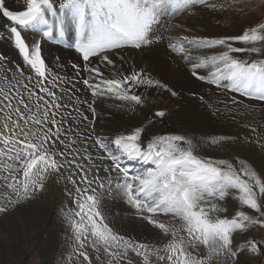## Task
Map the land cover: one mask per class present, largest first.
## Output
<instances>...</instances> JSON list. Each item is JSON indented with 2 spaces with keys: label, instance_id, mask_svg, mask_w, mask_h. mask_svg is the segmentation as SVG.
<instances>
[{
  "label": "snow or ice",
  "instance_id": "obj_1",
  "mask_svg": "<svg viewBox=\"0 0 264 264\" xmlns=\"http://www.w3.org/2000/svg\"><path fill=\"white\" fill-rule=\"evenodd\" d=\"M197 5L213 10L218 7L210 0H62L57 16L54 0H25L22 10H11L6 0H0V17L6 18V23L0 25V40L11 41L28 66H17L9 77L10 69L0 63V182L4 189L0 192V212L6 213L33 197L44 189L49 178L56 176L72 186L69 195L75 193L77 208L67 218L74 233L75 251L86 264H94L86 249L95 253L99 264H209L214 256H222L231 264H247L241 256L261 253L258 241L235 245L234 236L255 226L264 228V170L258 174L245 162L237 169L223 160L200 159L192 150V141L183 135H156L145 144L144 127H135L111 140L95 138L93 144L108 153L97 157L100 164L95 163L88 144L92 137L82 138L80 131L72 129L73 123L83 124L88 116L73 104L71 95L67 103L64 99L66 93L80 89L72 81L54 75L46 66L40 43L30 45L21 32L48 26L43 36L52 38L53 29L46 18L51 15L57 17L56 33L62 39L65 26L61 17L70 16L76 34L75 49L83 62L82 67L72 65L80 69L77 82L94 98L111 96L135 108L146 103L145 97L136 92L140 86L166 89L173 96L176 93L142 71L124 73L116 69L106 74L110 66L115 68L112 57L128 46L140 49L152 44L154 26L158 27L165 15L171 18ZM176 39L179 46L170 42L169 48L180 54L185 53V44L198 49L226 46L227 50L218 55L192 62L191 75L205 79L197 70L210 65V84L220 87L221 81H227L223 86L229 90L264 101V59L244 62L230 55L242 51L264 54V22L239 35ZM231 41L250 47L234 48ZM184 59L191 61L192 57L189 54ZM5 60L0 55V62ZM68 83L73 84L72 89L61 86ZM80 103L87 104L88 111L95 115L92 104L87 100ZM154 116L164 117L165 112L156 111ZM257 127L252 130L255 132ZM227 139L214 137L210 143L220 144ZM109 145L119 155L113 154ZM121 158L151 162L154 167L130 175L121 166ZM106 159L111 160V167L104 164ZM101 170L108 175L102 178ZM113 172L119 173L115 184ZM113 191L122 194L136 215L168 238L162 247L113 230L101 211L102 198ZM230 194L255 215L236 211L231 217H221L219 213L227 209L218 201H225ZM212 213L217 215L213 217ZM159 215H171L173 220L165 223L155 218ZM201 247L206 254H197Z\"/></svg>",
  "mask_w": 264,
  "mask_h": 264
},
{
  "label": "bare ground",
  "instance_id": "obj_2",
  "mask_svg": "<svg viewBox=\"0 0 264 264\" xmlns=\"http://www.w3.org/2000/svg\"><path fill=\"white\" fill-rule=\"evenodd\" d=\"M54 2L57 16H59V3H61L62 0H54ZM210 2L217 4L218 7L213 10L209 7L197 5L194 9L189 10V12H178L171 18L165 15L161 19L159 26H154L156 36L152 38V44L140 48L139 51L128 46L122 50H118L115 56L112 57L116 62L115 68H111L110 66L109 69H106V74L108 71L114 72L116 69H120L124 73L142 71L144 75L167 84L168 87L173 89L176 93V95L173 96L171 92L166 89L140 86L136 89V92L145 97L146 103L141 106H136L135 108H133L130 102L119 101L111 96H100L98 99H95L91 96L90 90L85 89L82 83L77 82L78 78L76 73L80 69H74L72 65L76 64L82 67L83 62L80 54L75 49L76 34L74 23L70 16L65 15L61 17L65 26V35L68 36L71 44V47L67 49L62 48L57 43L51 44L45 41L38 30L22 29L30 45L34 42L40 43L42 56L48 69L54 75L63 78L65 81H72L75 83V87L80 89V91H75V89H73L72 92L66 93L64 99L67 103L68 96L71 95L73 104L79 106L81 110L85 112V115L88 116V121L83 124L79 123V121L73 123L72 129L80 131L82 138H87V136L92 137L93 134L95 135L94 138L92 137V139L88 141L90 150L93 153V160H98V156L106 157L108 155V153H105L102 149H99L98 146L93 144L95 138L99 137L111 140L117 135L131 131L135 127L145 128V131L142 132L145 144L155 133L173 130H178L180 132L192 131L226 134L229 138H232V135L239 137L242 135L244 130L239 129L237 125L239 124L238 121L235 119L231 120V115L225 114L227 112L223 113V110L229 108L227 101L234 97H239L247 101L250 100L252 103L255 102L254 98L245 96L239 92H233L227 87H224L223 85H226L228 83L227 81H221L222 86L220 87L210 84L208 82L211 79L209 73L213 70L210 65L207 68L197 70L199 75L204 76L205 79L201 80L191 75L192 62H199V58L201 57L207 58L208 56L218 55L227 50L226 46L198 49L185 44L184 47L186 51L184 54L174 52L169 48L170 42L177 43L179 46V41L176 38L180 36H188L191 38L192 36L221 37L239 35L240 30H242L245 25L252 24L258 19L257 12L248 5L244 9V13L241 14L237 11L239 9H237L236 5H231V7L223 9L219 7L220 4L230 5L227 0H210ZM24 3L25 0H6L8 7L17 9L21 8ZM260 9L264 11V0L260 2ZM46 18L53 24L54 35L57 36V17L48 15ZM5 23L6 19L0 17V25H4ZM238 27H241V29L237 31ZM2 30L3 29H0V31ZM230 43H232L234 48L250 47V45H246L239 41H231ZM256 46L260 47L261 45L257 44ZM189 54L192 57L191 61L184 59V56ZM0 55L6 58L4 62L0 63H3L6 68L10 69L8 72L9 77H11L12 72L15 71L17 66L24 68L28 67L24 65L18 51L14 48V44L7 39L0 40ZM230 55L238 59L243 58L246 60L244 62H248L251 56L255 55L258 57L261 56L262 53L242 51L233 52L230 53ZM61 86L66 89L73 88L72 83L63 84ZM77 96L80 98V101L87 100L88 103L92 104L93 108H95L94 116L92 112L88 111L87 104L80 103V101L76 100ZM262 102L264 106V101ZM244 104L247 105L246 103ZM236 106L237 108H235L241 114L244 110L246 112L248 110L242 104ZM259 106H257V108ZM68 111L72 112V108H69ZM156 111H164L165 116L156 118L154 116ZM73 115H75V113H73ZM234 116L240 117V114L237 112ZM245 117L243 115L244 120ZM149 119L152 120L151 124H148ZM85 125H88V127L86 128ZM233 139L234 138H232V140ZM109 147L112 148L113 154L119 155V153L115 151L114 146L109 145ZM246 151L251 158H258L256 163L259 165L264 163V160L255 152V148H249ZM106 161L109 160L106 159L104 164L110 166L111 164ZM119 162L122 167L129 171L130 175L142 173L152 165L151 162L146 163L144 161L128 160L126 158H121ZM112 174L117 176L115 173ZM49 181L50 179L45 182L46 187H48ZM46 192H49V190ZM49 196L51 197V209L54 211L53 213H55L51 224L54 225L53 227H60L63 225L64 221L68 220L67 217L73 205L72 197L66 196L61 190L58 192L52 191L49 193ZM121 196L122 194L120 197ZM109 198L112 204L122 206L117 204L115 198ZM105 202H107V200H105ZM65 230L63 226L61 230L55 229L52 232L55 237L53 240L58 245L61 244L59 240L63 238V232ZM51 241L52 240L49 242L51 243Z\"/></svg>",
  "mask_w": 264,
  "mask_h": 264
},
{
  "label": "rangeland",
  "instance_id": "obj_3",
  "mask_svg": "<svg viewBox=\"0 0 264 264\" xmlns=\"http://www.w3.org/2000/svg\"><path fill=\"white\" fill-rule=\"evenodd\" d=\"M227 2L230 5H236L241 14L244 13V9L247 5L257 12L258 19L254 23L245 25L242 30H240L241 27L237 28V31L240 30L239 34L250 27L264 22V11L260 9L261 0H227ZM260 59H264V54L258 57L253 55L248 60L251 62ZM95 99H98V97H95ZM233 100L236 102L233 103ZM254 100L255 102L252 103L250 100L247 101L239 97H234L227 101L229 108L224 109L223 113L227 112L225 114L231 115L230 119L238 121L239 124L237 125L239 129L244 130L240 137L232 135L234 141L230 138L220 144L213 145L210 143L211 138L220 136L228 137V135L209 132H180L178 130L161 133L157 132L152 135V137L156 135H183L186 139L192 141V150L200 159L211 160L213 162L223 160L232 163L237 169L243 166L241 162H245L259 174L260 170H264V163L262 164L263 166L259 165L256 163L258 158H251L246 151L249 148H255V152L264 160V114H262L264 113V106L262 101L258 99ZM244 103H246L248 107ZM238 104L244 105L245 108L248 109V113L244 110L241 114L236 109V105ZM257 106L261 109L259 107L257 108ZM237 112L240 114V117L234 116ZM243 115L244 117L248 115L245 117V120L243 119ZM253 127H257L255 132L252 130ZM94 162L100 164L98 160H94ZM109 163L112 164L111 161ZM109 167H111V165ZM152 167H154V165H152ZM102 172L101 170L100 175L102 178L108 175ZM113 173L117 174V176L119 175V173ZM111 176L115 184V177L117 176L112 173ZM49 179L48 187L45 186L42 191L37 192L33 197L22 201L17 206L10 208L6 213L0 212V264H86L83 257H80L75 251L74 233L70 227L69 220H66L67 222L64 221L63 225L60 227H53L54 225L51 224L55 213H53L54 211L51 209V197L49 193L61 190L66 196H71L73 204L70 211L71 213L77 208L74 200L75 193L73 192L72 195L68 194L69 191H72V186L56 176ZM3 190L2 182H0V192ZM47 190H49V192H46ZM120 195V193L113 191L107 193L102 198L101 211L106 222L109 223L114 231L120 234L132 237L141 242L157 244L162 247V245L167 242L168 238L164 237L158 229L149 225L147 221H144L140 216L136 215L135 209H132ZM109 197L115 198L117 204L122 206L112 204ZM105 200H107V202H105ZM218 203L227 209L226 212L222 211L219 213L221 217L225 215L231 217L236 211H246L250 215H255L252 210L247 209V206L240 204V202L234 198V194H230L225 201H218ZM215 215L217 214L212 213L213 217H215ZM155 218L165 223L173 220L171 215H159ZM63 226L66 230L63 232V238L59 240L61 244L58 245L53 240L55 237L52 232L55 229L61 230ZM50 240H52L51 243L49 242ZM247 240L258 241L261 253H264V228L255 226L245 233H237L234 236L235 245H240ZM86 250L89 251L90 259L94 261V264H99V262H95V253L90 249ZM261 253H246L244 256H241L240 259H246L247 264H264V254ZM197 254L204 255L206 252L203 247H201L200 252ZM153 260L155 262V257H153ZM209 264H231V261L226 260L222 256H214Z\"/></svg>",
  "mask_w": 264,
  "mask_h": 264
}]
</instances>
